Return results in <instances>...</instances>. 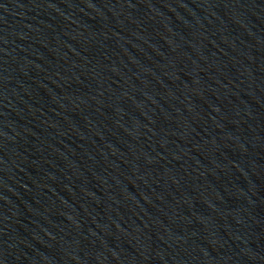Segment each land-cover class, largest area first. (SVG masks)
<instances>
[{"label": "water", "instance_id": "water-1", "mask_svg": "<svg viewBox=\"0 0 264 264\" xmlns=\"http://www.w3.org/2000/svg\"><path fill=\"white\" fill-rule=\"evenodd\" d=\"M0 264H264V0H0Z\"/></svg>", "mask_w": 264, "mask_h": 264}]
</instances>
